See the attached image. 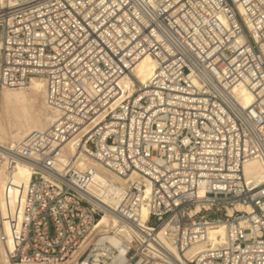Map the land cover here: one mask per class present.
<instances>
[{
  "label": "built area",
  "instance_id": "2783aa9c",
  "mask_svg": "<svg viewBox=\"0 0 264 264\" xmlns=\"http://www.w3.org/2000/svg\"><path fill=\"white\" fill-rule=\"evenodd\" d=\"M146 54L150 76L124 86ZM33 77L54 120L0 154L7 176L23 161L32 171L21 203H0L8 263L119 253L98 226L90 159L128 180L113 209L128 236L120 264H264V179L243 171L264 165V0H0V86Z\"/></svg>",
  "mask_w": 264,
  "mask_h": 264
},
{
  "label": "bare ground",
  "instance_id": "6f19581e",
  "mask_svg": "<svg viewBox=\"0 0 264 264\" xmlns=\"http://www.w3.org/2000/svg\"><path fill=\"white\" fill-rule=\"evenodd\" d=\"M238 10L241 12L242 8L238 6ZM154 67V59L152 56L146 54L139 59L132 70V75L123 77L121 82L126 87H130L134 82L143 83L150 76ZM0 87L2 88L0 100L1 107L3 108V112L0 116V154H5L6 148L20 143L35 131L48 127L53 122L54 115L48 110L45 104V90L42 79L33 77L28 84L20 88ZM234 93L242 106L247 107L251 103L252 95L244 85L236 86L234 88ZM37 97L41 99L40 105L35 102ZM5 142H7V144ZM4 143L6 145H4ZM64 149L69 154L73 151L69 143L65 145ZM87 164L93 165L96 168L90 190L104 201L107 206L98 222V226L107 227V230L110 228L114 229V233H108L103 236L111 246L119 251V253L113 257L110 264H120L122 261V243L127 240L128 236L118 225L117 217L114 215L113 209L118 207L128 185V180L107 171L103 166L93 160L89 159ZM243 171L247 177L254 178L257 181H262V179H264V165L255 158L249 159L244 163ZM31 175V165L27 161L17 163L9 176H7L5 171V163L0 164V203L3 214L5 213L6 203L13 204L15 201L21 203ZM133 177L134 176H131L130 178L133 179ZM236 207L245 209V207L241 205H237ZM228 212L230 213L231 210L229 209ZM15 214L17 216L16 219H19L20 211ZM146 217V208L143 206L141 209V219L145 220ZM5 233L8 236V247L12 248V227L8 223H5ZM223 236L224 228L222 223L208 230V240L211 243L221 242ZM202 245L203 244H198L190 250L198 249L202 247ZM0 264H11L2 257L1 246ZM151 264L158 263L153 262Z\"/></svg>",
  "mask_w": 264,
  "mask_h": 264
},
{
  "label": "rangeland",
  "instance_id": "374dc122",
  "mask_svg": "<svg viewBox=\"0 0 264 264\" xmlns=\"http://www.w3.org/2000/svg\"><path fill=\"white\" fill-rule=\"evenodd\" d=\"M1 91H2V88L0 87V99H1ZM35 102H36V104H38V105H40V102H41V99H40V97H37L36 99H35ZM38 105H36V106H38ZM2 105H1V100H0V116H1V114H2V112H3V108L1 107ZM6 144H7V142H5ZM4 143V145H6Z\"/></svg>",
  "mask_w": 264,
  "mask_h": 264
}]
</instances>
